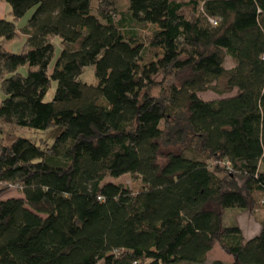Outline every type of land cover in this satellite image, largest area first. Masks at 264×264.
<instances>
[{
    "label": "trees",
    "instance_id": "1",
    "mask_svg": "<svg viewBox=\"0 0 264 264\" xmlns=\"http://www.w3.org/2000/svg\"><path fill=\"white\" fill-rule=\"evenodd\" d=\"M92 1L0 0V264H264V0Z\"/></svg>",
    "mask_w": 264,
    "mask_h": 264
},
{
    "label": "rangeland",
    "instance_id": "2",
    "mask_svg": "<svg viewBox=\"0 0 264 264\" xmlns=\"http://www.w3.org/2000/svg\"><path fill=\"white\" fill-rule=\"evenodd\" d=\"M119 5L123 6L125 4V0H118ZM96 6H97V0H93L91 7H92V12L95 13L96 11ZM30 15H27L24 17L19 23L18 26H21L24 24V22L29 18ZM5 18L7 20H10L9 15H5ZM22 44H23V38L20 40H17L13 42L9 47L8 50L12 52L13 54H18L21 52L22 49ZM54 45H55V53H54V58L51 61L49 67H48V73L51 74L53 69H54V64L56 59L58 58L60 51H61V45H60V40L55 39L54 40ZM233 66V61L230 58H226L225 60V68H231ZM19 73L22 75L26 74V67H23L19 70ZM160 80V78H159ZM158 80V81H159ZM81 81L86 82V83H95V77L93 74V68L89 67L83 71V74L81 76ZM215 85V84H214ZM216 88L218 90H225V84L224 81L221 79L217 81L216 83ZM54 89H55V84L53 83L51 86V89L45 96L44 100L45 102H50L53 98L54 94ZM236 94V90H232L228 93H223L222 95L216 94L213 91H207L205 93H202L199 95V97L204 100V101H214L217 99L221 98H227L234 96ZM4 98V95L0 91V100ZM17 137L27 139L31 142H35L37 144L42 143L43 141H48L49 143L52 142L53 138L50 133H44L42 131H35V130H28V129H23L17 133ZM114 182L119 183L131 191H137L140 188V181L132 178L129 175H124L118 179H113ZM21 196L20 192L15 189H9L8 191H5L1 196L0 199H8V198H14V197H19ZM238 213H240L238 215ZM225 224H239L241 228H243V231L245 229L251 230V228L255 231L257 229V225L260 224L261 221L264 220V208H255V210H251V212H238V210H227L225 214ZM253 221L256 222V224L252 223ZM246 232V231H245ZM215 262H219L222 264H233V258L229 255H227L218 244H215L211 252L207 255V258L203 264H213ZM98 264H103L102 262H99Z\"/></svg>",
    "mask_w": 264,
    "mask_h": 264
},
{
    "label": "crops",
    "instance_id": "3",
    "mask_svg": "<svg viewBox=\"0 0 264 264\" xmlns=\"http://www.w3.org/2000/svg\"><path fill=\"white\" fill-rule=\"evenodd\" d=\"M5 15H8V9L4 4L0 3V19H4ZM24 24H22L21 26H23Z\"/></svg>",
    "mask_w": 264,
    "mask_h": 264
}]
</instances>
